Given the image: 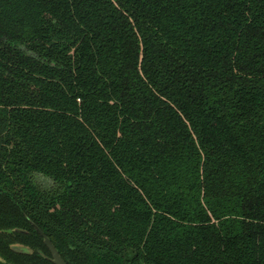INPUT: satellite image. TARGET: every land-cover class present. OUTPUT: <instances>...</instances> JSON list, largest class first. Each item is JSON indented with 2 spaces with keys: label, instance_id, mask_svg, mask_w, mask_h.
Listing matches in <instances>:
<instances>
[{
  "label": "trees",
  "instance_id": "obj_1",
  "mask_svg": "<svg viewBox=\"0 0 264 264\" xmlns=\"http://www.w3.org/2000/svg\"><path fill=\"white\" fill-rule=\"evenodd\" d=\"M36 227L66 264H264V0H0L5 264H53Z\"/></svg>",
  "mask_w": 264,
  "mask_h": 264
},
{
  "label": "water",
  "instance_id": "obj_2",
  "mask_svg": "<svg viewBox=\"0 0 264 264\" xmlns=\"http://www.w3.org/2000/svg\"><path fill=\"white\" fill-rule=\"evenodd\" d=\"M36 229L39 232V234L43 237L46 247L49 249V251L52 254V262L54 264H66V262L63 260V258L61 257L59 251L56 249V247L51 242V240L39 228L36 227ZM15 251L20 252V253H29V252H31V250H29V249L18 248V247L15 248Z\"/></svg>",
  "mask_w": 264,
  "mask_h": 264
},
{
  "label": "flooded vegetation",
  "instance_id": "obj_3",
  "mask_svg": "<svg viewBox=\"0 0 264 264\" xmlns=\"http://www.w3.org/2000/svg\"><path fill=\"white\" fill-rule=\"evenodd\" d=\"M12 230H14V232L12 233V234H7V233H3V235H7V236H10L11 237V239L12 240H18L19 239V237L17 236V235H15L16 233H19V234H27V232L26 231H23V232H21V231H18V229H12ZM39 233V232H38ZM41 236V235H40ZM42 237V236H41ZM45 244V243H44ZM46 246V245H45ZM16 247H18V248H25V249H29L30 250V248H28V247H24V246H22V245H15V244H12V245H10L9 246V248L14 252V253H16L17 255L18 254H23V253H20V252H17V251H15V248ZM47 248V247H46ZM47 250L49 251V249L47 248ZM31 252H29V253H24V254H30ZM49 253H50V258H49V260L48 261H50L51 263H53L52 262V254H51V252L49 251ZM0 262L1 263H6V260L4 259V258H1V256H0ZM54 264V263H53Z\"/></svg>",
  "mask_w": 264,
  "mask_h": 264
}]
</instances>
